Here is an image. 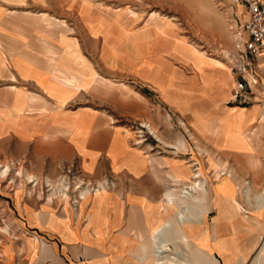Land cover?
<instances>
[{"label": "crops", "instance_id": "0c3cea01", "mask_svg": "<svg viewBox=\"0 0 264 264\" xmlns=\"http://www.w3.org/2000/svg\"><path fill=\"white\" fill-rule=\"evenodd\" d=\"M107 6L0 0V137L44 141L95 182L74 209L25 208L32 233L7 246L0 264H264V211L237 209L243 195L224 185L227 178L238 187L255 168L257 146L237 149L224 132L238 119L249 131L263 118L264 56L251 102L240 104L232 67L196 76L172 49L174 25L167 34L143 25L127 35L125 14ZM134 49L141 56L128 69ZM114 75L141 80L155 102L139 88L135 113L116 110L99 80ZM163 105L184 126L177 145L136 144L138 131L117 124L149 119L151 108L152 121L171 127Z\"/></svg>", "mask_w": 264, "mask_h": 264}, {"label": "rangeland", "instance_id": "374dc122", "mask_svg": "<svg viewBox=\"0 0 264 264\" xmlns=\"http://www.w3.org/2000/svg\"><path fill=\"white\" fill-rule=\"evenodd\" d=\"M98 1L109 4L107 7L113 13L125 14L127 35L131 30L143 25L148 29L146 32L148 34H151L153 25L157 31L167 34L168 26L174 25L176 44L172 49L178 60L187 65V71L193 72L196 76L200 75L206 79L205 67L219 64L231 70L235 62L238 49L237 34L244 30L246 19L242 11L243 7L235 5L232 0ZM138 56L140 57L141 54L134 49L125 66L128 69H135ZM112 61L115 63L116 59L113 58ZM174 62L183 65L179 61ZM99 80L102 89L109 91L102 93L101 97L111 96L112 93V96L118 99V101L112 100L110 104L116 107V110L135 113L133 109H135L136 97L139 96L136 91L140 89L149 92L147 94L144 91V94L150 96L146 100L150 104L155 102L154 98L157 97L153 91L150 92L151 90L144 86V82L132 76L114 75L110 79L99 78ZM125 106H128V109H125ZM150 109H146L149 119L134 118L116 122L138 131L136 144L145 139L155 147L168 148L170 144L177 145L179 137L175 138V136H182L180 130L183 132L185 130L183 124L174 115V111L164 105L161 107L166 119L169 117L168 114H171L170 127L168 120L152 121L153 111ZM238 110V116L241 117L244 110ZM260 122L246 131L244 123L238 119L231 124L232 128L225 127L224 132L225 142L237 149H252L253 146H257L255 154L250 159L255 168L242 174V183L238 187L231 185V188H228L224 182L225 191L228 190L234 198L237 192L243 195L242 202L235 201L237 209L246 212L252 210L257 214L264 211V116L261 117ZM259 129L261 131L257 133ZM144 130L147 135L145 138L142 137ZM94 183L89 177L82 175L77 165H72L68 159H59L50 154L48 144L44 141L35 139L24 142L10 137H0V261L7 246L20 242L26 235L32 233L33 229L24 217L25 208L31 206L33 209H38L43 205L51 204L54 210L63 207L74 209L79 206L84 195L94 190ZM261 237L264 243V234ZM263 251L264 246L260 254Z\"/></svg>", "mask_w": 264, "mask_h": 264}, {"label": "built area", "instance_id": "2783aa9c", "mask_svg": "<svg viewBox=\"0 0 264 264\" xmlns=\"http://www.w3.org/2000/svg\"><path fill=\"white\" fill-rule=\"evenodd\" d=\"M232 2L241 5L247 13L244 30L237 34L236 39L238 49L232 66L235 77L232 98L237 103L249 104L253 95L252 84L257 82L258 62L260 57L264 56V0H232Z\"/></svg>", "mask_w": 264, "mask_h": 264}, {"label": "bare ground", "instance_id": "6f19581e", "mask_svg": "<svg viewBox=\"0 0 264 264\" xmlns=\"http://www.w3.org/2000/svg\"><path fill=\"white\" fill-rule=\"evenodd\" d=\"M199 56L202 57V55H199ZM28 100H29V99H28ZM40 101H41V100H40ZM27 107H28V106H27ZM27 109H29V108H27ZM233 109H235V108H233ZM241 109H243V108H241ZM243 110H245V108H244ZM196 172H197V171H196ZM196 175H197V174H196ZM226 180H227V178H226L225 181H224L225 183H226ZM195 181H196V180H195ZM196 182H197V181H196ZM196 182H195V183H196ZM191 185H193V183H192ZM226 185H227L228 188H231V185H228V183H226ZM198 187H199V186H198ZM185 192H186V191H185ZM227 192H229V191L227 190ZM229 193H230V192H229Z\"/></svg>", "mask_w": 264, "mask_h": 264}]
</instances>
